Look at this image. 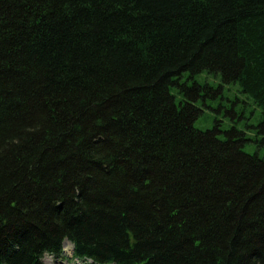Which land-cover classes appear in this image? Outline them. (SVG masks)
I'll list each match as a JSON object with an SVG mask.
<instances>
[{"label":"trees","instance_id":"16d2710c","mask_svg":"<svg viewBox=\"0 0 264 264\" xmlns=\"http://www.w3.org/2000/svg\"><path fill=\"white\" fill-rule=\"evenodd\" d=\"M203 72L264 126V0H0V264L64 239L96 264H264V160L195 129L210 89L180 80Z\"/></svg>","mask_w":264,"mask_h":264},{"label":"rangeland","instance_id":"374dc122","mask_svg":"<svg viewBox=\"0 0 264 264\" xmlns=\"http://www.w3.org/2000/svg\"><path fill=\"white\" fill-rule=\"evenodd\" d=\"M183 76L184 84L190 87L197 84L210 91L200 93L202 98H198L194 103L202 110V114L194 122L195 129L199 131H211L217 125L218 137L225 138L226 132L235 129L245 140L243 152L248 155H256L264 160V126H260L263 121L262 112L255 108L251 100L240 93L237 85L220 86L219 78L215 75L203 72L201 74ZM170 94L175 99V105L179 107L182 101L188 98L180 91V88L171 86ZM43 264H85L67 260L60 256L57 258L45 257Z\"/></svg>","mask_w":264,"mask_h":264},{"label":"bare ground","instance_id":"6f19581e","mask_svg":"<svg viewBox=\"0 0 264 264\" xmlns=\"http://www.w3.org/2000/svg\"><path fill=\"white\" fill-rule=\"evenodd\" d=\"M66 247H67V244L65 243V244H63V252H66Z\"/></svg>","mask_w":264,"mask_h":264}]
</instances>
